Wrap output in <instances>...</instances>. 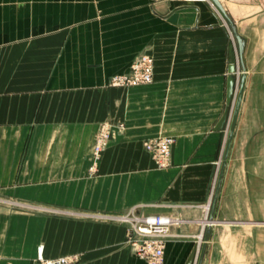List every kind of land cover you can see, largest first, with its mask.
<instances>
[{"label":"crops","instance_id":"1","mask_svg":"<svg viewBox=\"0 0 264 264\" xmlns=\"http://www.w3.org/2000/svg\"><path fill=\"white\" fill-rule=\"evenodd\" d=\"M219 1L246 39L247 78L211 219L232 44L213 1L0 0V264H147L122 223L30 206L171 218L164 264H198L204 245L203 264H264L248 109L264 81V0ZM145 54L151 84L109 86ZM103 123L111 136L96 160ZM159 136L175 140L163 169L144 147Z\"/></svg>","mask_w":264,"mask_h":264},{"label":"built area","instance_id":"2","mask_svg":"<svg viewBox=\"0 0 264 264\" xmlns=\"http://www.w3.org/2000/svg\"><path fill=\"white\" fill-rule=\"evenodd\" d=\"M187 2H209V0H185ZM154 58L150 55H143L138 58L131 66L127 74L117 75L114 84L128 86L149 85L154 80ZM111 136L109 125L103 127L96 141V156L99 155L103 147L108 144ZM175 143L172 137H161L145 142L146 150L153 155V159L158 168L170 166L172 147ZM132 216L126 217L131 224L130 236L127 243L135 248L138 257L147 264H164L165 247L168 239L171 238V227L175 221L171 218L162 216ZM73 260L67 258L50 261L47 264H73Z\"/></svg>","mask_w":264,"mask_h":264},{"label":"rangeland","instance_id":"3","mask_svg":"<svg viewBox=\"0 0 264 264\" xmlns=\"http://www.w3.org/2000/svg\"><path fill=\"white\" fill-rule=\"evenodd\" d=\"M225 26L227 27V29L230 30L231 43H232L231 47H233L235 52H236V43H235L234 37L231 33L230 26L226 20H225ZM141 56H143V55H140L138 58H140ZM236 58H237V54H236ZM240 71H241V69H239L236 73L237 78H239ZM118 75H120V74H118ZM116 76L117 75L111 77L110 82H109L110 87L123 88V89H129V88L136 87V86H128V85H122V84H114V79ZM235 91L236 92L238 91V84L236 85ZM235 98H236V93H235V95L233 97V101L230 105L228 125L225 128V133H228L229 124L231 122V117H232V114L234 111ZM248 109H252L253 111H255V116L253 118H251V121H252L251 125L256 127V132H255L254 137H253V143H251V146L249 147V155L252 157L254 164H255L254 165L255 180H254V185H253V197H254V201H255V217L264 221V81L262 84L258 85V87L256 88V92L254 94L253 102L249 103ZM106 125L110 126L109 123H103L101 125V127L98 131V134L96 136V139H95L94 157L96 160H98L101 157L102 153L104 152V150L109 145L110 140L108 141V144L105 147H103V149L101 150L99 155L96 156L95 149H96L97 137H98L99 133L101 132V130L103 129V127ZM110 129H111V127H110ZM161 137H168V136H159V137L152 138V139H157V138H161ZM148 140H151V139H148ZM148 140H146V141H148ZM146 141H144V145H145ZM226 141H227V139L225 140V145H226ZM224 148H225V146H224ZM151 156L153 157L152 154H151ZM217 179H218V177H217ZM22 209H23V211H26V212H30V209H31L33 211H37V212H34L35 214L43 215V216H45L44 215L45 213H52V214H54V216H57V217L73 215V216H82L84 218L96 219V220L105 221V222L106 221L119 222V223H122L128 227V229H127V234H128L127 235V241H128L129 236H130L131 224L128 223L126 217L132 216L131 213H133V212L115 215V214H99V213H92V214L70 213V212L64 211L62 209L50 208V207H48V208L47 207H39V206H37V207L36 206L31 207L30 206L28 208H25V209L22 208ZM134 214L136 216H138L136 213H134ZM261 229H262V233L264 236V226H261ZM262 253L264 255V245L262 246ZM64 258H67L69 260H73L74 261L73 264H80L81 263V256L79 254L64 255V256L55 257L53 259H46L43 256V254H41L38 257V261L42 264H47L50 261H57L58 259H64Z\"/></svg>","mask_w":264,"mask_h":264},{"label":"water","instance_id":"4","mask_svg":"<svg viewBox=\"0 0 264 264\" xmlns=\"http://www.w3.org/2000/svg\"><path fill=\"white\" fill-rule=\"evenodd\" d=\"M212 1L216 5L217 9L221 12L223 17L227 21V23L229 24L231 33L236 43V52L233 47L230 48V66H229L230 76H229L228 85H227V106H226L225 113L222 116L217 126V130H223L228 125L230 105L233 101V97L235 93H236V98L234 101V111H233L231 122L228 128V137H227L226 145H225L224 152H223L222 163H221V167L219 170L217 185H216L214 199L212 203L211 219H213V214L215 212V208H216L218 197H219V192H220L221 185L223 182V177H224L225 169L227 166L231 144L233 141L235 129H236L238 118H239V113L241 110L243 95L245 92L246 78H247L245 74V67L243 64V56L245 53L246 39L239 34L236 23L229 16L227 11L223 7L222 3L219 0H212ZM236 54H237V58H236ZM239 69L243 71V74L241 75L240 78H237L236 73ZM237 84H238V91L236 92L235 90H236ZM210 232H211V227H209L208 229L206 240L209 239ZM205 251H206V245H204L202 248L198 264H203ZM193 259L190 264H193Z\"/></svg>","mask_w":264,"mask_h":264}]
</instances>
